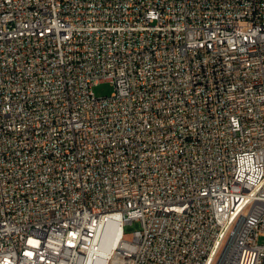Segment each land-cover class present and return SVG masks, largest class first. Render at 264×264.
Instances as JSON below:
<instances>
[{
  "label": "built area",
  "instance_id": "built-area-1",
  "mask_svg": "<svg viewBox=\"0 0 264 264\" xmlns=\"http://www.w3.org/2000/svg\"><path fill=\"white\" fill-rule=\"evenodd\" d=\"M216 248L264 264V0H0V264Z\"/></svg>",
  "mask_w": 264,
  "mask_h": 264
},
{
  "label": "bare ground",
  "instance_id": "bare-ground-1",
  "mask_svg": "<svg viewBox=\"0 0 264 264\" xmlns=\"http://www.w3.org/2000/svg\"><path fill=\"white\" fill-rule=\"evenodd\" d=\"M16 44H17V37H9V45H16ZM116 242L117 241L115 239H112L109 242L103 244L101 255L103 256L109 255L112 245ZM228 259H229V249L228 248H216L212 256L208 258V264H227Z\"/></svg>",
  "mask_w": 264,
  "mask_h": 264
},
{
  "label": "rangeland",
  "instance_id": "rangeland-1",
  "mask_svg": "<svg viewBox=\"0 0 264 264\" xmlns=\"http://www.w3.org/2000/svg\"><path fill=\"white\" fill-rule=\"evenodd\" d=\"M113 91H114V87L112 86V84H110L108 82L101 83L98 86L94 87V93L97 97L110 96L113 93ZM139 229H140V223L139 222H134L131 225H126L125 226V235H124L125 239L126 240H132L133 239V233L135 231H138ZM102 257L107 258L108 255H106V256L102 255ZM104 262L105 261H103L102 264H105Z\"/></svg>",
  "mask_w": 264,
  "mask_h": 264
}]
</instances>
